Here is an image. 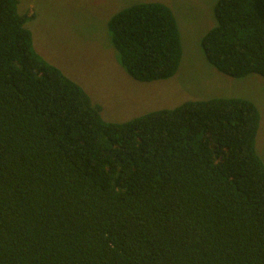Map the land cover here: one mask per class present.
Segmentation results:
<instances>
[{"label": "trees", "instance_id": "obj_1", "mask_svg": "<svg viewBox=\"0 0 264 264\" xmlns=\"http://www.w3.org/2000/svg\"><path fill=\"white\" fill-rule=\"evenodd\" d=\"M0 0V264H264L257 106L189 101L122 124L35 50ZM201 40L220 73L264 78V0H218ZM120 65L173 78L183 46L162 3L114 15Z\"/></svg>", "mask_w": 264, "mask_h": 264}, {"label": "rangeland", "instance_id": "obj_2", "mask_svg": "<svg viewBox=\"0 0 264 264\" xmlns=\"http://www.w3.org/2000/svg\"><path fill=\"white\" fill-rule=\"evenodd\" d=\"M218 0H19L18 12L30 16L25 27L36 52L80 85L102 119L122 124L189 101L216 98L252 101L260 112L255 148L264 162V78L235 79L206 59L202 38L216 26ZM141 3H162L174 12L183 57L177 74L150 83L131 78L120 65L108 29L118 12Z\"/></svg>", "mask_w": 264, "mask_h": 264}]
</instances>
